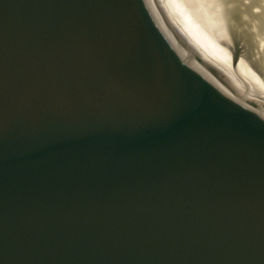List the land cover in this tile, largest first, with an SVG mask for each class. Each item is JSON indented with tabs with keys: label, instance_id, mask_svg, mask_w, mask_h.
Listing matches in <instances>:
<instances>
[{
	"label": "water",
	"instance_id": "1",
	"mask_svg": "<svg viewBox=\"0 0 264 264\" xmlns=\"http://www.w3.org/2000/svg\"><path fill=\"white\" fill-rule=\"evenodd\" d=\"M0 264H264V97L162 0H0Z\"/></svg>",
	"mask_w": 264,
	"mask_h": 264
},
{
	"label": "bare ground",
	"instance_id": "2",
	"mask_svg": "<svg viewBox=\"0 0 264 264\" xmlns=\"http://www.w3.org/2000/svg\"><path fill=\"white\" fill-rule=\"evenodd\" d=\"M162 2L185 37L240 75L264 97V83L261 81V76H264V27H261L259 22L260 24L256 26L259 32L256 30L253 32L251 30L253 28H249L250 25L248 26L247 20L245 21L247 15H255V9L252 7L256 8L255 2L262 3L264 8V0H255V2L251 0H162ZM229 5L231 8L239 5L238 14L229 17L232 14L231 10L227 9ZM244 6L247 7L243 10ZM260 16L261 13L256 15L254 20L263 22L264 16ZM239 41L246 44L250 42L249 45L254 47L253 51L247 50L250 55L240 56L236 47L237 44L240 46ZM258 45L263 48L258 49ZM239 50L242 49L239 47ZM253 64L254 67L255 65L260 67L256 68L260 69L259 73L254 71L256 75L252 74V68L249 67ZM257 73L258 76L261 75L260 79H257Z\"/></svg>",
	"mask_w": 264,
	"mask_h": 264
},
{
	"label": "rangeland",
	"instance_id": "3",
	"mask_svg": "<svg viewBox=\"0 0 264 264\" xmlns=\"http://www.w3.org/2000/svg\"><path fill=\"white\" fill-rule=\"evenodd\" d=\"M252 2H255V0H251ZM243 2V1H242ZM247 3H249V2H247ZM244 4V3H243ZM246 4V3H245ZM262 3H260V4H257V2H255V5H256V8H255V6H252L255 10H254V13H255V15H247L246 16V18H245V21H246V23H247V25L249 26V28L250 27H252L253 29H251L253 32L256 30V26H258V23L260 22L261 23V27H264V20H263V22L262 21H260V20H254V18H256V15H260V13H261V16L260 17H262V16H264V11H263V7H262V5H261ZM231 5H232V3H231ZM247 6H244V7H242L243 8V10L246 8ZM241 8V9H242ZM227 9L228 10H231V13L232 14H230L229 15V17H231V16H234V14L236 15V14H238V11H239V5L238 6H235L234 8H231L230 7V5L227 7ZM222 17V16H221ZM226 17H228V15H226ZM251 20V21H250ZM252 21H254L253 22V24L251 23ZM259 23V24H260ZM263 23V24H262ZM252 24V25H251ZM257 24V25H256ZM257 31V30H256ZM264 31V30H263ZM257 32H259V31H257ZM263 34H264V32H263ZM263 34H261V35H263ZM235 41H236V39H235ZM239 43H240V46L237 44V52H239L241 55L240 56H242L243 55V57H245V56H247V54H249V52L247 51V50H249V51H253L254 50V47L253 46H250L249 44H250V42L249 43H245V42H243V43H241L240 41H239ZM240 47V49H242L241 51L239 50V47ZM249 46V47H248ZM261 45H258L257 47H258V49H262L263 47L261 46ZM248 48V49H247ZM256 53V52H255ZM246 54V55H245ZM250 55V54H249ZM246 61H248V60H246ZM254 61V60H253ZM250 68H252V70H251V72H252V74H255L256 75V72H258V70H260V69H256V68H260V67H257L256 65H255V67H254V64H253V66H249ZM254 71H256L255 73H254ZM259 73V72H258ZM258 73H257V76H258ZM260 75V74H259ZM261 76V75H260ZM260 76H258L257 77V79L259 78L260 79ZM261 81L264 83V76H261Z\"/></svg>",
	"mask_w": 264,
	"mask_h": 264
}]
</instances>
